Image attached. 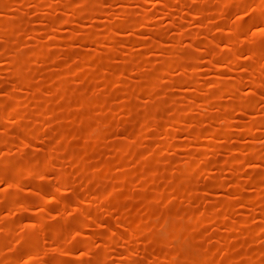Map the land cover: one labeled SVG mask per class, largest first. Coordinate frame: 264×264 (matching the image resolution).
I'll use <instances>...</instances> for the list:
<instances>
[{
    "label": "rangeland",
    "instance_id": "1",
    "mask_svg": "<svg viewBox=\"0 0 264 264\" xmlns=\"http://www.w3.org/2000/svg\"><path fill=\"white\" fill-rule=\"evenodd\" d=\"M0 264H264V0H0Z\"/></svg>",
    "mask_w": 264,
    "mask_h": 264
}]
</instances>
